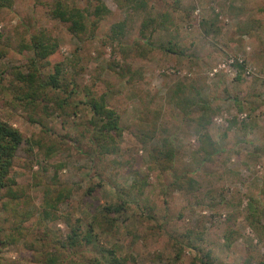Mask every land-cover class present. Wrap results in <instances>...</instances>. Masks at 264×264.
<instances>
[{
  "label": "rangeland",
  "instance_id": "1",
  "mask_svg": "<svg viewBox=\"0 0 264 264\" xmlns=\"http://www.w3.org/2000/svg\"><path fill=\"white\" fill-rule=\"evenodd\" d=\"M55 1L0 11V119L28 140L11 172L19 199L0 202V264H44L50 254L59 264H113L111 251L126 264H194L206 254L210 264H264V0H145L143 10L100 0L109 10L100 20L97 0H62L96 23L84 44L51 17ZM40 32L58 45L44 71L62 62L64 88L35 107L15 90L34 58L21 50ZM171 45L177 53L162 49ZM100 96L124 130L116 154L101 155L94 141L84 102ZM203 104L212 110L205 123ZM63 187L69 200L43 218L46 190ZM122 201L127 211L104 222V208ZM6 204L31 214L21 229ZM91 223L94 244L63 247Z\"/></svg>",
  "mask_w": 264,
  "mask_h": 264
},
{
  "label": "trees",
  "instance_id": "2",
  "mask_svg": "<svg viewBox=\"0 0 264 264\" xmlns=\"http://www.w3.org/2000/svg\"><path fill=\"white\" fill-rule=\"evenodd\" d=\"M91 1V0H87ZM98 1V5L95 7L94 15L98 20L102 15L109 13V10L104 4ZM137 10H143L147 8L145 0H127ZM15 0H0V11L6 8H12ZM50 15L54 20L68 25L69 32L79 41L80 44H84L90 37L92 29L96 28V23L90 22V12L86 9H82L75 6L66 5L62 0H56L50 8ZM154 23V20L145 21L142 24L141 34L145 36V31L150 25ZM91 27V28H90ZM205 33H210V28L207 23L204 25ZM112 41L119 42V40L126 33V25L124 22L112 27ZM58 45L45 33L40 32L38 35L32 36L28 44L24 45L21 51H28L34 54V58L30 61L28 66V72L23 73L19 71L17 73L16 81L22 86L15 90L16 101H25L27 106H37L38 102L42 101L41 97L46 96L50 91L63 90V83L61 76L63 75V63L58 62L53 67V73H46L44 71V62L54 56L57 52ZM167 53H177L172 45L168 48H162ZM6 56V51L0 40V60ZM4 71L0 67V76L3 78ZM2 80V79H1ZM0 80V83H1ZM2 89V86H0ZM181 92V90H180ZM84 104L90 108L93 113L94 120L93 126L97 128L94 135V141L98 153L101 155L116 154L119 151V145L122 136L123 128L120 125L119 114L108 107L106 102V96L90 97ZM66 102L59 104V109L63 110V106ZM47 109V108H46ZM200 111L203 112L200 118L201 123L207 122V119L211 118L209 115L212 113L211 108L206 104L200 106ZM53 113H51L52 115ZM98 120V121H97ZM100 125V126H98ZM28 143L24 135L11 126L10 124L0 119V202L5 199L17 200L19 194L16 191L17 182L11 177V172L14 167L15 159L22 145ZM174 152L168 150L164 153V157L169 161L174 159ZM144 187V184L141 188ZM46 190V199L42 209L43 218H50L52 216L51 211H58L59 205L64 203L66 199L69 200L72 192L71 189L63 187L58 192ZM127 202L107 206L104 208L103 221L108 220L109 214L121 215L127 211ZM250 209H253L252 202L249 205ZM6 208L13 211L14 218L16 219L15 225L18 229H21V222L27 221L30 217V213H21L19 210H15L10 204H6ZM52 218V217H51ZM112 221V220H111ZM117 221V219H116ZM115 221L111 222L114 225ZM251 226L254 229L261 228L260 222L256 220L250 221ZM20 226V227H19ZM89 229L86 233L82 232L80 226L73 228L71 235L68 237L67 243L63 244L64 248L69 251H74L80 246H89L94 244L95 229L93 223L88 225ZM264 228V227H263ZM16 229V228H15ZM20 230H18L19 232ZM113 264H126V260H120L115 257L114 252H109ZM206 261L196 259L194 264L198 262L200 264H210L211 256L206 254ZM60 259L54 254L47 255L44 259V264H59ZM98 264V263H91Z\"/></svg>",
  "mask_w": 264,
  "mask_h": 264
}]
</instances>
